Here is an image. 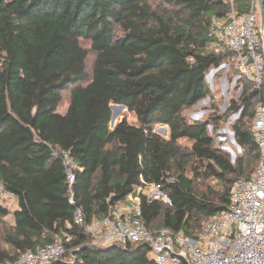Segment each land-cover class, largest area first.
Returning a JSON list of instances; mask_svg holds the SVG:
<instances>
[{"label": "trees", "instance_id": "1", "mask_svg": "<svg viewBox=\"0 0 264 264\" xmlns=\"http://www.w3.org/2000/svg\"><path fill=\"white\" fill-rule=\"evenodd\" d=\"M226 1L0 0V264L59 240L67 253L49 264H156L145 244L95 246L74 224L78 208L92 224L144 184L161 183L173 200L142 196L140 219L151 231L196 238L229 209L233 182L260 163L258 93L247 85L227 115L243 107L232 125L242 149L235 162L208 131L220 118L186 114L212 96L207 75L230 59L209 49L210 23L229 13ZM249 1L236 0L240 10ZM112 105L137 122L110 129ZM61 151L79 167L74 204ZM2 187L17 197L14 212Z\"/></svg>", "mask_w": 264, "mask_h": 264}, {"label": "built area", "instance_id": "2", "mask_svg": "<svg viewBox=\"0 0 264 264\" xmlns=\"http://www.w3.org/2000/svg\"><path fill=\"white\" fill-rule=\"evenodd\" d=\"M226 2L230 6L229 13L222 18H213L210 23L209 49L229 54L230 59L212 69L207 77L215 86L217 75L223 74L220 87L225 89L226 104L241 100L247 85L251 86V92L258 93L252 124L260 149L257 171L249 179L233 182L229 209L212 217L196 238L177 235L168 229L151 231L140 219L142 196L148 202L173 204L161 183L139 186L122 205L111 209L106 218L92 224L87 223L83 209L78 208L74 224L85 229L93 245L145 244L156 264H264V26L258 0H250L243 10L239 9L236 0ZM228 74L232 76L231 82L227 79ZM207 101H211L210 97L195 107L202 108ZM242 111L243 107L230 117L229 123H233L234 117L238 120ZM204 116V111L195 113L191 121H202ZM222 127L214 135L215 126L208 125L211 136L221 143L229 137L228 128ZM232 134L235 137L234 132ZM224 151L233 154L230 149ZM60 156L71 188L70 202L74 204L73 186L79 167L69 152L61 151ZM6 201L17 202V197L2 187L1 202ZM70 240L71 236L67 238ZM66 253L65 244L59 240L25 252L14 264H49Z\"/></svg>", "mask_w": 264, "mask_h": 264}, {"label": "rangeland", "instance_id": "3", "mask_svg": "<svg viewBox=\"0 0 264 264\" xmlns=\"http://www.w3.org/2000/svg\"><path fill=\"white\" fill-rule=\"evenodd\" d=\"M85 47L89 48V45L85 43ZM94 59H95V56L92 53H90L88 64H87V66H88L87 72H88L89 76L91 75V72H92ZM222 77H223V74L217 75L216 81H215V83H216L215 86H213L211 84V82H210L211 78L207 77V82L210 85V89L212 91V96H211L212 98L210 97L211 101H207V104L202 106V108H196V107L192 108L186 114H187V117L191 120L192 116L195 113L204 111L205 116H204V119L202 121H205V120L207 121L209 118H212V117H215L218 121L221 119V122L217 124L219 127L214 128V135L216 134L217 130H220L221 128H223L222 126L225 125L228 128L227 133H228L229 137H228L227 141H225L223 143L219 142L218 140H215V141H216L217 146L219 148H221L222 150H225V149L232 150L233 154H230V153L229 154L231 155L232 160L235 162L237 159V156L242 153V149L239 147V145L236 142V139H234L235 137H233V134H232V132H233L232 131V125L235 121H237V118L234 117L235 119L232 120L233 123H231V124L229 123L230 117L233 116L235 113L230 114V116L227 117V115L230 112V108H231L232 103L230 102V103L226 104L225 89L220 87V79ZM227 79L229 82H231L232 76L230 74H228ZM68 96H69V91L64 93L65 99H67ZM208 99H209V97L205 100H208ZM202 102H200V103H202ZM65 110H66V100L62 104V106L60 108V112H65ZM114 113H115L114 114L115 119H114L113 123H110V129H113L118 123H120L124 119H126L131 124H135L137 122L135 116L133 114H130L126 108H124V109L116 108ZM165 130L168 131L167 128L163 127V126H158L156 128V131L159 134H161L163 137H168V135L164 136V134H163ZM185 144H188V142H186ZM197 185L201 190H205L203 186H200L199 181H197ZM2 204L5 205L10 210V212H14V210L17 209V206H18V202H13V201H6V202H3ZM12 223H13V219H12V216L10 215L9 217H7L5 219V224L7 225V227H9L12 225Z\"/></svg>", "mask_w": 264, "mask_h": 264}, {"label": "water", "instance_id": "4", "mask_svg": "<svg viewBox=\"0 0 264 264\" xmlns=\"http://www.w3.org/2000/svg\"><path fill=\"white\" fill-rule=\"evenodd\" d=\"M258 2H259L260 11H261V16H262V24H263V26H264V2H263V0H258ZM116 108H118V109H119V108H120V109H124L125 106H123V105H112V106H111V110H112V109H116ZM114 119H115V116H112V118H111V123H113ZM163 134H164V136H167V135H168V132L165 130Z\"/></svg>", "mask_w": 264, "mask_h": 264}, {"label": "bare ground", "instance_id": "5", "mask_svg": "<svg viewBox=\"0 0 264 264\" xmlns=\"http://www.w3.org/2000/svg\"><path fill=\"white\" fill-rule=\"evenodd\" d=\"M114 111H115V109H112V116H114V114H115Z\"/></svg>", "mask_w": 264, "mask_h": 264}, {"label": "crops", "instance_id": "6", "mask_svg": "<svg viewBox=\"0 0 264 264\" xmlns=\"http://www.w3.org/2000/svg\"><path fill=\"white\" fill-rule=\"evenodd\" d=\"M62 113H63V112H62ZM166 128H167V130H168V127H166ZM167 132L169 133V130H168ZM123 203H124V202H123ZM123 203H122V204H123ZM122 204H121V205H122ZM119 206H120V205H119Z\"/></svg>", "mask_w": 264, "mask_h": 264}]
</instances>
